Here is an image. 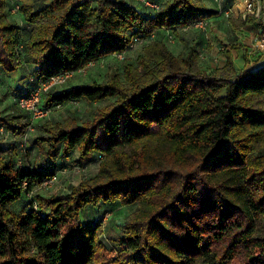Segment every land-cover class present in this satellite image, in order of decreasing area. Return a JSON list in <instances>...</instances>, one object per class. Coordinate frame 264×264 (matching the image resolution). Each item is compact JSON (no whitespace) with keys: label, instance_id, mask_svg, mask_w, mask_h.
I'll use <instances>...</instances> for the list:
<instances>
[{"label":"trees","instance_id":"obj_1","mask_svg":"<svg viewBox=\"0 0 264 264\" xmlns=\"http://www.w3.org/2000/svg\"><path fill=\"white\" fill-rule=\"evenodd\" d=\"M20 15L29 28L0 0V66L16 71L23 56L31 68L30 87L16 93L20 112L0 111V264H264V237L255 236L264 216V64L239 69L228 54L206 70L194 50L175 56L152 41L123 79L42 93L49 110L112 100L80 124L43 126L38 166L18 163L10 144L29 125L18 120L33 118L18 100L42 80L126 52L134 38L185 29L211 15L204 0H50ZM70 155L97 161V173L67 192L35 194ZM114 201L136 209L108 236L104 216L84 211L106 214Z\"/></svg>","mask_w":264,"mask_h":264},{"label":"rangeland","instance_id":"obj_2","mask_svg":"<svg viewBox=\"0 0 264 264\" xmlns=\"http://www.w3.org/2000/svg\"><path fill=\"white\" fill-rule=\"evenodd\" d=\"M232 1V0H231ZM240 1H232V11L228 16H222L219 12H213L214 17H221L223 23L226 25V29H222L221 32L217 34H209L210 28H215L216 21L208 22L207 30L201 31L197 30L194 27H187L185 29H180L179 31L174 32V37H167L168 33L157 34L155 37L146 39L143 43L129 48L126 52H123L119 57L118 55H109L101 59L99 62L89 64L82 70H79L72 74L69 80L58 87L54 91H59L63 88H67L71 85H84L89 84L92 81H103L110 78L113 74H117L119 78L123 79L124 67L127 63L133 65H138V58L144 54L146 50V45L152 41H160L170 52L175 56H185L191 50L195 51L196 62L202 69L209 70V68L216 69L223 67L227 61V55L229 54L232 58L231 50L241 51L245 50V47H248L247 33L243 34V29L241 26H244V23L251 17L254 22H261V17L258 19L253 18L252 16L243 17L240 14ZM25 2V3H23ZM27 0H7L8 10L11 14V17L15 20L21 18L20 16V7L23 5H31ZM42 3H40L41 5ZM39 5V6H40ZM15 6H19L18 10H13ZM212 13V14H213ZM211 14V15H212ZM262 16V15H261ZM11 19V18H10ZM208 19H211V17ZM20 20V22H21ZM18 22V21H17ZM23 22V21H22ZM205 24V23H204ZM232 27V35L235 37L231 38L229 36L225 37L226 31H230L229 27ZM203 29V28H200ZM212 32V31H211ZM228 35V34H227ZM237 36V37H236ZM213 42V43H211ZM253 50L255 51H264V48H260L254 44L253 40ZM216 59V64L221 65L219 67H212L210 65L211 60ZM23 56L21 59V64L19 65L20 74H25V77H19L20 74L12 75L10 83L6 87H2L4 93H0V107L5 112L19 111L16 105V93L21 90H25L30 87L31 68L29 65H23ZM233 61V58H232ZM23 65V69L22 68ZM29 66V67H28ZM3 68L0 67V71ZM19 72V71H18ZM5 84V82H4ZM1 91V92H2ZM221 93V91L219 92ZM112 99H106L100 102H86L84 100H74L71 102L64 103L62 105L52 106L50 111L46 116L30 118L28 116L21 118L18 122H29L25 128L22 129L20 134H14L13 140H10L11 147H17V156H20L18 163H23L24 165L38 166L41 163L42 153L39 151L37 145V136L41 134H47L43 132V126H53L56 122H68L73 121L77 124L82 123L86 119H90L94 112L104 105H106ZM9 110V111H8ZM20 112V111H19ZM22 113V112H21ZM60 153V151H59ZM77 157V154L74 155V158ZM72 155L64 157L59 156V161L55 164L54 173L56 174V179L53 183L48 186H41V188L35 189V194H55L67 192L71 189L73 185H77L80 181L93 177L98 170L99 163L94 161L93 165H79L72 161ZM44 162V161H43ZM49 162H51L49 164ZM53 161H45L44 165L47 168L52 167ZM52 175V174H51ZM113 207L106 209L105 211H99V208L90 207L84 212L86 214H91L90 219L97 220L101 219L100 216H104L102 220L104 222L107 220V228H105V234L108 236H116L121 233L119 227L121 224L126 221L133 211L136 209V204L123 205L119 201L111 202ZM93 211H99V213L93 214ZM106 224V223H105ZM120 225V226H119ZM257 237H264V216H260L256 220V233Z\"/></svg>","mask_w":264,"mask_h":264},{"label":"crops","instance_id":"obj_3","mask_svg":"<svg viewBox=\"0 0 264 264\" xmlns=\"http://www.w3.org/2000/svg\"><path fill=\"white\" fill-rule=\"evenodd\" d=\"M29 1L28 3H31V5H33L34 7H38L40 5V3H47L49 2L50 0H27ZM133 2H136V3H139L137 1H133ZM205 2V5L206 7L209 9V12L212 14L213 12H219L222 16H228L226 13H225V4H230L231 3V0H220V1H216V0H204ZM25 3V2H23ZM148 3V2H147ZM227 5V6H228ZM214 14L213 13L212 15L209 16V18L211 17V19H208L205 18V26L203 27V29H197V30H201V31H206L207 30V24L208 22H214L216 21L217 23L214 25L215 28H210V32L209 34H217L218 32H221L222 29H226V25H224L223 23H219L220 21H222V18L220 17H214ZM21 16V15H20ZM22 17V16H21ZM251 18V17H250ZM261 26L262 28H259L258 25H257V22H254V21H249V22H245L244 23V26H241V28L243 29V34L247 33V37L249 38L247 40L246 43H248V47L246 48L245 47V50L244 51H241L238 52V51H234V50H231L232 52V58H233V62L235 64V66L239 69H242V68H247V69H256L257 67L261 66L264 64V51H255L253 50V40L255 37L259 36V34L264 31V11L262 13V16H261ZM21 18H17V21H18V24L22 27V28H29V26L23 21V19L21 20ZM23 21V22H22ZM229 27V30L230 31H226L225 33V37L229 36L231 38L235 37L234 35H232L233 33L235 32H232V27L228 26ZM180 29L178 30H167V31H155L154 32V36L157 35V34H162V33H174L176 31H179ZM212 31V32H211ZM223 32V31H222ZM228 34V35H227ZM264 36V35H262ZM237 37V36H236ZM213 43V42H211ZM210 65L212 67H219L221 65H218L216 64V59L214 60H211L210 62ZM1 67V66H0ZM23 69V68H21ZM209 69H212V68H209ZM19 71V72H18ZM17 74H20V70L17 69L16 71H13L11 73H5L4 70L2 69L0 71V93H4L2 91V87H6L9 85L10 83V80L12 79V75H17ZM25 74H20L19 77H24ZM5 82V84H4ZM2 91V92H1ZM0 109H2L0 107ZM5 145L9 144L7 141L4 143ZM94 162H88L87 165H93Z\"/></svg>","mask_w":264,"mask_h":264},{"label":"built area","instance_id":"obj_4","mask_svg":"<svg viewBox=\"0 0 264 264\" xmlns=\"http://www.w3.org/2000/svg\"><path fill=\"white\" fill-rule=\"evenodd\" d=\"M220 1V0H216ZM233 1V0H232ZM232 1L228 8H225V13L228 15L232 11ZM19 6H15L13 10H18ZM240 14H242L243 17L245 16H252L255 19H258L261 17L263 11H264V0H241L240 1ZM205 19L197 20L196 22L192 23L188 27H194L197 29L203 28L205 26ZM169 38H172V35L169 36ZM144 40L134 38L131 43L129 44V48H133L140 43H143ZM256 43L257 47L264 48V36H257L254 38V44ZM122 53H120L118 56L120 57ZM92 64V63H90ZM71 76L70 73H64V74H58L55 76H52L48 79L42 80L39 85L30 92V94L27 97H21L18 100L19 105L29 111L31 113V116L34 117H41L46 116V114L50 111L48 108L44 109L40 106L41 101V95L43 92L48 91L49 89L53 87H57L67 81V79ZM56 179V176H51L47 179H45L40 186H48L51 183L54 182Z\"/></svg>","mask_w":264,"mask_h":264}]
</instances>
